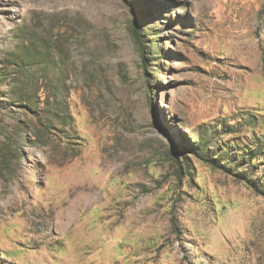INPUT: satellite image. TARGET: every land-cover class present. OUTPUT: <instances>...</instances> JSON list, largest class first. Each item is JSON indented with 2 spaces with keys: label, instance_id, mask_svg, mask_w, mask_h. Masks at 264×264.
I'll return each instance as SVG.
<instances>
[{
  "label": "rangeland",
  "instance_id": "374dc122",
  "mask_svg": "<svg viewBox=\"0 0 264 264\" xmlns=\"http://www.w3.org/2000/svg\"><path fill=\"white\" fill-rule=\"evenodd\" d=\"M0 264H264V0H0Z\"/></svg>",
  "mask_w": 264,
  "mask_h": 264
},
{
  "label": "trees",
  "instance_id": "16d2710c",
  "mask_svg": "<svg viewBox=\"0 0 264 264\" xmlns=\"http://www.w3.org/2000/svg\"><path fill=\"white\" fill-rule=\"evenodd\" d=\"M134 23L131 24L130 26V29H131V33H132V36H133V39L134 41L136 42V44L138 45H142V36H141V33H140V28L139 26L137 25V21L134 20L133 21ZM141 57L143 59V61H145L144 57H143V52H141ZM196 150L199 151V148H196ZM194 150V151H196ZM201 152V150H200ZM194 153V152H193ZM197 153V152H196ZM199 153V152H198Z\"/></svg>",
  "mask_w": 264,
  "mask_h": 264
}]
</instances>
